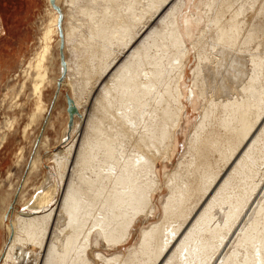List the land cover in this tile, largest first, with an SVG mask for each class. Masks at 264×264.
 <instances>
[{"label": "bare ground", "instance_id": "6f19581e", "mask_svg": "<svg viewBox=\"0 0 264 264\" xmlns=\"http://www.w3.org/2000/svg\"><path fill=\"white\" fill-rule=\"evenodd\" d=\"M173 1L66 0L63 7L46 0L39 49L22 69L21 92L31 80L33 94L23 137L48 112L44 94L57 83L51 68L60 44L68 52L63 68L77 113L70 128L66 100L67 121L53 136L59 147L41 157L53 142L43 131L20 188L8 203L1 200L2 264H89L87 254L102 248V240L125 243L139 218L155 213L158 199L162 218L141 231L138 248L108 259L98 253L102 263L95 262L210 264L235 235L232 251L217 263L264 264V185L247 182L264 162V0ZM254 44L251 73L244 55ZM191 54L196 64L188 73ZM189 106L200 110V125L189 124ZM54 124L48 119L44 130ZM14 125L5 121L7 131ZM192 128L184 172L182 160L168 170L181 149L179 135ZM5 140L3 134L0 151ZM23 155L17 151V163ZM42 173L27 198L25 188ZM13 197L25 209L8 217Z\"/></svg>", "mask_w": 264, "mask_h": 264}, {"label": "rangeland", "instance_id": "374dc122", "mask_svg": "<svg viewBox=\"0 0 264 264\" xmlns=\"http://www.w3.org/2000/svg\"><path fill=\"white\" fill-rule=\"evenodd\" d=\"M65 1L66 0H61L62 6H63V3ZM175 1H176V3L180 2V1L183 2V0H174L173 2H175ZM171 5H172L171 2H169L168 9L171 8ZM179 9H180V7L177 6L176 11H178ZM166 13H164V14L162 13L160 15V17L157 18V20H159L160 18H163V16H165ZM62 18H61V20H62ZM47 19H48V14H47L46 0H35V1L30 0V1H27L26 5H25V0H0V23L3 24V32L0 33V138L2 137L3 134L6 135V140H5L4 145H3L4 147L0 151V208L2 207V203H3V202H1V200L2 201L5 200L6 203H8L11 200L12 194H14L20 188V185H21L25 175L27 174L28 165L32 159L33 154L35 153L38 138L40 137L41 133H43V131H44V133H46L47 135L52 137L51 138L52 140L50 142H52V141L53 142H52L51 146L48 148V150H45V151L42 150L41 151V157L42 156L46 157V156H48V154L50 156V154L52 152L56 151L57 148L59 147V144H57L54 137L57 138L58 135L57 136H55V135L57 133L59 134L60 128H62V126H63L62 124H65V122L67 121L65 113L63 110L66 107L65 95L70 96V94H71V84H70L71 82H69L67 80L68 77L66 76L65 69L63 68V66H64L63 61L65 59H67L68 52L65 49V46H63V44H60V47H59L60 49L57 48L56 46L54 48V56H55L56 60H55L54 65L51 68V71L55 72V77L57 79V83H56V85H54V83H53L52 85L48 86V88L46 89L45 94H44V103L46 105H48V112L43 116V118L39 119L35 124H33L31 126L32 128L29 129L27 137H25V138L23 137L24 127L28 123V120H29L28 116L31 113L32 108H33V94H32L31 80L27 81L25 89L21 92V84L26 81V79H24V73H23L22 69L26 67L27 61L29 62V60H31V58L34 57V55L36 54V51L39 49L41 32H42L43 26L46 23ZM15 21H16L17 26L14 24ZM64 21H66V19H64ZM158 23L159 22L155 23L154 25H157ZM61 26H62V22L59 25V33H60L59 37L60 38H61L62 29H64V27L62 28ZM254 45L256 46V44H254ZM254 45H253V47L250 46L249 50L247 51V53L248 52H251V53H248V54L246 53V55H244L245 58L247 57L246 58L247 60L244 59L245 61H247L245 63L249 62V64H247V65L245 64L246 69H247V71L250 69L249 71L251 73H252L251 69L253 67V64L250 63V61H251L250 57L252 59L251 54H254L255 52L254 53H252V52L257 49V46L255 47ZM186 47L189 49L190 53L191 52L193 53L190 43H188V45H186ZM251 49H253V50H251ZM216 59H218V58H216ZM57 60L59 63L57 62ZM248 60H250V61H248ZM188 61L189 62H188V70L187 71H188V73H190V68L191 67L193 68L196 64V61H195L193 54L190 55ZM248 65L249 66L251 65V67H249ZM222 72H225L224 68H222ZM251 73H250V75H251ZM190 77H191V75H190ZM61 83L63 84L61 87V92H62V94L60 96L61 100L59 99V103L55 107V109L50 108L51 104L53 103V98L58 91L57 90L58 87L60 88ZM86 109H84L82 111H84V115L86 114V116H88L89 115V109H87V110ZM198 110L199 109H194L191 106L188 107V116H189V121H190L189 124L191 125V127L198 126L202 123L201 122V117H202L201 112H200V110L199 111ZM85 111H86V113H85ZM8 119H10V120L14 119V121H15L14 129L11 131H7V129L5 127V121ZM48 119H53V122L55 121V124H54L55 129L54 130L51 129V127H48V129L46 128L44 130L45 123L48 121ZM56 122H59V123H56ZM81 123H82V120L80 123L78 121L79 127H78V130L76 132V135L74 136L75 140H77L76 138L78 137L79 142H81L80 138H82L83 132H84V130H81L82 129L81 127L83 126V125H81ZM55 130H57V133L55 132ZM194 131H195L194 128H192V130L187 129L185 131V133H183L182 135H179V142L180 143L178 146L179 147L181 146V149L178 147L179 149H177V151L172 156L171 162L168 163V170H170V171L174 170L178 166V164L181 160L182 161L185 160L183 162L181 161V167H180V169L182 168L181 172H184V168H183L184 164L186 162H188V159H191L190 155H186V153L188 154V152H187L188 143H189L188 138H190V135H192L191 138L193 137L192 133H194ZM81 133H82V136H81ZM180 139H181V141H180ZM20 149L23 150L24 158L19 163H17L16 154H17V151ZM49 161H50V158L48 160L46 159L45 163L47 165H49L48 163L51 162V161L50 162ZM263 163L259 164V166H258L259 168H256V170L254 169V170L250 171V173H249L250 178L247 179V182L250 183L251 186H252V184L254 185L255 183L256 184L259 183L260 185L262 184L261 186L264 185V183H263L264 182V175H262V172L264 173V167H263L264 164ZM43 168L45 169V171L47 173L49 172L47 167H43ZM220 168H221V164H220ZM157 169L160 171L159 177L161 178L162 181H164L163 170L160 167H158ZM257 169H259L258 171L260 173L257 171ZM256 173L257 174L259 173V175H258L259 179H258V176H256ZM252 174L255 175V178L253 177L254 175H252ZM43 176H44V173H42V175L38 176L36 179L32 180V183L29 185V188H25V191H26L25 194H26L27 198H29L34 193V190L32 189L31 185L34 183L38 184L39 182H42ZM261 176H262V178H261ZM41 177H42V179H41ZM254 181H256V182H254ZM166 194H167V192L165 191L164 195H166ZM257 195L258 194H255V197ZM227 196H229V195H227ZM259 197H261V196L259 195L257 197L258 200H259ZM58 199H57L56 205H58L60 203V198H58ZM258 200L255 199V201H253L252 206H251L252 208H254L256 206L255 203H257ZM260 200H262V199L260 198ZM260 200H259V202H260ZM20 204H21V202L17 203L16 198L13 197L12 202L9 203L7 215H9L10 214L9 212H12L13 209H16V211H20V212L23 211L25 209V207L22 206L23 203L21 204V206H20ZM162 206H163L162 201L160 199H158L157 203H156L155 213L152 216H148L145 218H144V216H141L143 218H141V217L139 218V221L135 225L136 227L134 226L131 237H129L127 239L128 241L126 240L125 243L124 242H121L120 244L118 243L117 244L118 246H117L116 244L114 245L112 243L107 244L105 242V240H102V243H101L102 248H96L97 250L94 249L92 251V253L87 254L89 256L88 258H89L90 262L92 264H96L97 262H95V261L101 262V260L96 258V255L98 253H102L103 255L105 254V257L108 259V258H112L116 254H120L121 252H122L121 255L126 254L128 249H135V248L137 249L138 248L137 246H139V243H140L141 231L143 229L148 228L150 224L158 223L161 220V218H162V216H161ZM226 210H227L226 208L224 211L219 210V211H221V216H220V218H218V220H224V217H222V216ZM8 217H10V215ZM133 234H135V235H133ZM137 235H138V237H137ZM233 237L235 238V235ZM233 237L230 241H227V239L225 240V242L227 241L229 244L224 242L223 245L225 247L223 246V248H221L219 255H221V253H223V252L224 253L221 256L215 258V259H218V260H215L216 263L214 260H212L211 263L213 262L214 264H219L217 262L222 261L221 257L224 254H226V252L228 253L229 250H230L229 253L232 251ZM132 238H133V241H132ZM6 239H7L6 231L0 226V263L1 264L3 263V256H1V250L3 247L4 241ZM26 243H28V242H26ZM7 244H9V241ZM112 245H113V247H112ZM26 246L28 248H32V250L34 249L35 252H33V253L35 255L37 254V252L39 253V251H40L38 245L31 246V244H28ZM105 247H106V249H105ZM230 247H231V249H230ZM98 249H102V250H98ZM103 250L105 251V253ZM108 251H110V252L108 253ZM14 252H16V251H13L12 253H14ZM87 253H88V251H87ZM99 262L97 264L102 263V262L101 263H99ZM91 263H89V264H91ZM116 263L118 264V262H116Z\"/></svg>", "mask_w": 264, "mask_h": 264}, {"label": "water", "instance_id": "95a60500", "mask_svg": "<svg viewBox=\"0 0 264 264\" xmlns=\"http://www.w3.org/2000/svg\"><path fill=\"white\" fill-rule=\"evenodd\" d=\"M66 100H67V106H68L67 111H68V114L70 117L68 125L71 128L73 125V116L77 113V110H76L74 103H73V101L69 95H66Z\"/></svg>", "mask_w": 264, "mask_h": 264}, {"label": "crops", "instance_id": "0c3cea01", "mask_svg": "<svg viewBox=\"0 0 264 264\" xmlns=\"http://www.w3.org/2000/svg\"><path fill=\"white\" fill-rule=\"evenodd\" d=\"M27 1H30V0H25V5L27 3ZM35 1V0H34ZM27 8V7H26ZM14 24L16 25V21L14 22ZM17 26V25H16Z\"/></svg>", "mask_w": 264, "mask_h": 264}]
</instances>
